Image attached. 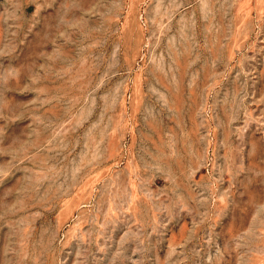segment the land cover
<instances>
[{"label":"rangeland","instance_id":"obj_1","mask_svg":"<svg viewBox=\"0 0 264 264\" xmlns=\"http://www.w3.org/2000/svg\"><path fill=\"white\" fill-rule=\"evenodd\" d=\"M0 264H264V0H0Z\"/></svg>","mask_w":264,"mask_h":264}]
</instances>
